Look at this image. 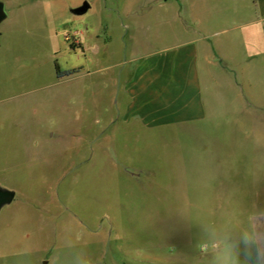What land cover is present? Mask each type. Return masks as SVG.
Listing matches in <instances>:
<instances>
[{
	"label": "rangeland",
	"instance_id": "1",
	"mask_svg": "<svg viewBox=\"0 0 264 264\" xmlns=\"http://www.w3.org/2000/svg\"><path fill=\"white\" fill-rule=\"evenodd\" d=\"M151 1L39 5L0 38V184L28 194L2 216L0 264H72L78 251L91 264H212L204 226H220L206 211L207 166L191 151L237 138L221 89L209 86V118L190 127L143 131L117 116L132 46H168L198 24L195 0ZM206 2L200 27L241 21L236 0Z\"/></svg>",
	"mask_w": 264,
	"mask_h": 264
},
{
	"label": "crops",
	"instance_id": "2",
	"mask_svg": "<svg viewBox=\"0 0 264 264\" xmlns=\"http://www.w3.org/2000/svg\"><path fill=\"white\" fill-rule=\"evenodd\" d=\"M58 1L0 0L6 14L0 22V38L14 31L16 17ZM236 2L241 21L233 26L216 32L200 27L206 17L201 9L207 2L195 0L189 18L198 24L186 26L173 44L146 46L142 52L133 45L120 72L116 102L118 119L140 130L190 127L209 118V86L221 89L224 109L220 115L237 138L206 142L204 150L193 149L191 154L207 166L206 211L216 217L220 229L233 231L245 226L256 208L264 209V0ZM216 36L220 39L215 40ZM116 122L113 115L107 126ZM105 131H98V139ZM201 153L204 161H200ZM0 189L14 193L12 202L0 209V228L7 229L3 214L13 212L16 202L20 204L28 194L18 187L0 184Z\"/></svg>",
	"mask_w": 264,
	"mask_h": 264
},
{
	"label": "clouds",
	"instance_id": "3",
	"mask_svg": "<svg viewBox=\"0 0 264 264\" xmlns=\"http://www.w3.org/2000/svg\"><path fill=\"white\" fill-rule=\"evenodd\" d=\"M202 250L212 252V264H264V209L249 214L247 224L237 231L204 226ZM72 264H91L83 251L74 253Z\"/></svg>",
	"mask_w": 264,
	"mask_h": 264
},
{
	"label": "water",
	"instance_id": "4",
	"mask_svg": "<svg viewBox=\"0 0 264 264\" xmlns=\"http://www.w3.org/2000/svg\"><path fill=\"white\" fill-rule=\"evenodd\" d=\"M90 8V3L84 2L81 6L77 7L74 12L83 14ZM6 17L3 4L0 2V22ZM14 198V193L5 189H0V209L2 206L11 203ZM43 264H47L45 261Z\"/></svg>",
	"mask_w": 264,
	"mask_h": 264
},
{
	"label": "trees",
	"instance_id": "5",
	"mask_svg": "<svg viewBox=\"0 0 264 264\" xmlns=\"http://www.w3.org/2000/svg\"><path fill=\"white\" fill-rule=\"evenodd\" d=\"M59 76H60V74H59Z\"/></svg>",
	"mask_w": 264,
	"mask_h": 264
}]
</instances>
